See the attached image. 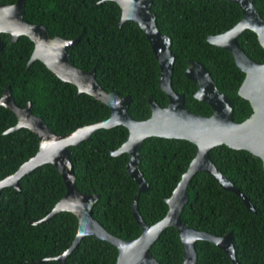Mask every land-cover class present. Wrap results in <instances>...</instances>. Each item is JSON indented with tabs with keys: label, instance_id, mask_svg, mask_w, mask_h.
I'll use <instances>...</instances> for the list:
<instances>
[{
	"label": "trees",
	"instance_id": "trees-1",
	"mask_svg": "<svg viewBox=\"0 0 264 264\" xmlns=\"http://www.w3.org/2000/svg\"><path fill=\"white\" fill-rule=\"evenodd\" d=\"M264 20V0H251ZM15 0H0L11 5ZM157 30L168 37L173 55L170 84L183 96L184 107L199 115H209V105L194 98L196 85L184 75L188 59L200 62L216 89L231 102V119L241 122L250 113L248 101L237 94L243 73L224 48L210 44L205 37L223 32L240 18L238 6L228 0H151ZM120 9L112 0H24L23 18L41 24L50 37L65 40L80 35L68 51L70 64L94 69L96 82L120 97L129 95L127 114L134 120L149 116L147 97L159 106L167 102L158 87V65L141 29L132 21L118 25ZM0 95L9 87L14 104H31V114L40 118L56 135H65L84 124L108 117V107L74 86L58 80L43 64L34 61L26 67L32 43L20 36L10 43L0 34ZM238 46L256 62H264V49L249 29L236 37ZM15 124L14 115L0 106V180L12 175L37 150V138L27 129L7 134ZM127 137L122 125L98 128L88 140L67 148L75 176V189L82 194L99 193L92 208L95 218L109 233L121 239L139 236L141 228L132 215L131 203L147 224L167 212L169 197L182 173L195 156L197 147L187 139L146 137L140 146L139 169L149 189L138 192L128 174V154L111 155ZM209 158L252 203L223 189L207 172H196L181 210L182 222L190 227L225 235L232 232L235 257L239 264H264V168L259 157L245 149L225 144L212 147ZM19 191L7 187L0 192V264H60V256L72 244L77 219L61 212L45 217L64 196L66 188L57 169L46 164L21 178ZM196 264H234L225 252L207 240H197ZM117 248L106 240L84 237L67 256L65 264H116ZM150 254L161 264H181L183 249L177 230L164 228L151 245Z\"/></svg>",
	"mask_w": 264,
	"mask_h": 264
},
{
	"label": "water",
	"instance_id": "water-1",
	"mask_svg": "<svg viewBox=\"0 0 264 264\" xmlns=\"http://www.w3.org/2000/svg\"><path fill=\"white\" fill-rule=\"evenodd\" d=\"M112 1L120 9L118 25L125 20H132L144 33L157 61V83L167 98L166 104L159 106L148 96L146 101L150 110L149 116L143 120H134L126 112L129 95L120 97L114 91H104L95 80L93 67L86 71L70 64L68 51L78 41L79 34L70 40L50 38L41 24H29L24 20V0H15L11 5H0V34L9 35L10 43L20 36L26 37L32 43L26 67L34 61L40 62L58 80L74 86L77 93H86L109 109L108 117L103 120L84 124L65 135H56L40 118L31 114L29 102L21 108L16 106L10 96L9 87H6L0 95V106L14 115L15 124L3 134L27 129L37 138V150L15 173L0 180V192L7 187L19 191L21 178L40 166L51 164L57 169L65 184V194L45 217L30 224H41L61 212H69L76 217L77 232L71 246L54 258L60 264H65L67 256L86 236L113 244L118 251L116 264H161L150 254L149 249L162 230L168 226H173L180 237L183 249L181 264H196L197 240L210 241L221 248L232 263L239 264L235 257L231 231L218 235L187 226L182 222L180 213L188 201V184L199 171L209 173L223 189L238 195L247 209L255 212L249 199L212 163L208 152L212 147L221 144L233 149H245L259 157L264 168V62L250 59L236 41L239 33L249 29L255 33L259 45L264 49V20L256 12L251 0H228L238 6L239 20L227 30L205 37L208 43L226 49L243 73L237 94L248 101L251 113L243 121L234 122L231 119L229 98L216 89L204 66L194 59H188L184 75L196 85L194 98L206 102L211 113L207 116L199 115L184 107L183 96L175 92L170 84L173 55L169 50L168 37L156 28L154 14L149 10L151 0ZM1 48L0 41V50ZM114 125L124 126L127 129V137L117 149L110 150V153L128 154L126 170L137 183L138 192L149 189V184L139 169L140 146L146 137L187 139L197 147L195 156L182 173L171 195L165 198L168 208L160 220L147 224L138 211L137 196H134L131 211L141 228V233L131 239L112 235L93 219L92 208L100 194H82L75 189L74 171L67 152L68 147L88 140L96 129ZM261 231L264 232V224Z\"/></svg>",
	"mask_w": 264,
	"mask_h": 264
}]
</instances>
